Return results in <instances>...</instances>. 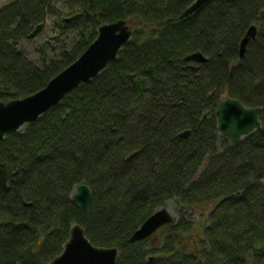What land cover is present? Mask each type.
I'll list each match as a JSON object with an SVG mask.
<instances>
[{
    "label": "trees",
    "instance_id": "obj_1",
    "mask_svg": "<svg viewBox=\"0 0 264 264\" xmlns=\"http://www.w3.org/2000/svg\"><path fill=\"white\" fill-rule=\"evenodd\" d=\"M193 1L0 7L1 103L43 89L102 25L124 21L132 31L95 79L0 141V264H49L73 225L93 246L117 249V264H264V0H210L180 20ZM38 25L54 38L28 40ZM30 41L33 59L22 48ZM194 53L206 62L184 61ZM225 98L259 108L260 130L221 140L215 112ZM81 185L91 195L86 216L73 200ZM172 200L175 222L130 244Z\"/></svg>",
    "mask_w": 264,
    "mask_h": 264
},
{
    "label": "water",
    "instance_id": "obj_2",
    "mask_svg": "<svg viewBox=\"0 0 264 264\" xmlns=\"http://www.w3.org/2000/svg\"><path fill=\"white\" fill-rule=\"evenodd\" d=\"M210 0H194L180 15L183 20ZM79 15L65 19V23L77 20ZM38 25L28 36L34 39L42 30ZM257 30L252 26L242 39L239 49V58L244 57L246 48L256 36ZM132 36L130 26L124 21L102 25L97 31L96 39L86 51L69 67L52 78L47 85L37 93L7 103L0 102V141L7 134L19 132L24 126L34 123L44 113L57 106L69 93L81 85L89 84L106 66L114 61ZM185 62L204 64L206 59L200 53L191 54L184 59ZM259 108H246L236 100L225 98L217 107L215 118L220 139H230L238 143L245 137L259 131ZM189 131L182 132L178 138L186 139ZM91 195L87 186L77 188L73 200L78 205L83 216L88 213ZM174 223V216L166 209L157 210L150 216L130 237L129 243L135 244L151 237L156 232ZM119 252L115 248H102L93 246L85 236L79 225L70 229L69 239L59 256L49 264H117Z\"/></svg>",
    "mask_w": 264,
    "mask_h": 264
},
{
    "label": "rangeland",
    "instance_id": "obj_3",
    "mask_svg": "<svg viewBox=\"0 0 264 264\" xmlns=\"http://www.w3.org/2000/svg\"><path fill=\"white\" fill-rule=\"evenodd\" d=\"M14 0H0V7H3L5 5L10 4L11 2H13ZM44 28H42L43 30ZM40 31L41 36L38 38V42H44L47 41L49 39L54 38L52 35L53 33L50 31L48 32V28H45L43 31ZM43 32V33H42ZM39 33V34H40ZM35 42H25L22 45V48L29 54V57L33 59V49L35 48L36 44H34ZM166 209L174 216V220H176L177 218V206L175 204V202L169 201L168 203H166ZM190 216L195 219L196 221L200 220V217L198 214H190ZM156 235V234H155Z\"/></svg>",
    "mask_w": 264,
    "mask_h": 264
}]
</instances>
